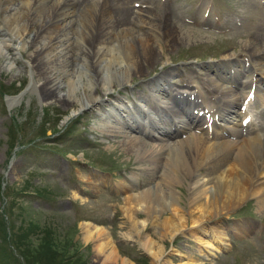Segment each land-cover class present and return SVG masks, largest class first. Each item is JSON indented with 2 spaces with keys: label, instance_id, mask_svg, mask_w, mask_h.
<instances>
[{
  "label": "rangeland",
  "instance_id": "rangeland-1",
  "mask_svg": "<svg viewBox=\"0 0 264 264\" xmlns=\"http://www.w3.org/2000/svg\"><path fill=\"white\" fill-rule=\"evenodd\" d=\"M8 1L10 4L7 5V0H0V264H48L51 254L66 264L79 259L82 264H108L94 249L96 239L90 241L84 237V223L104 227L116 247L119 260H126L127 264H264V212L258 210L256 198L247 199L232 211H222L217 217L206 215L207 235L197 234L201 241L191 234L194 228L189 221L174 236L156 227L162 225L163 217L170 216L168 211H160L155 217L146 211L132 214L142 229L137 235L132 227V217L121 210L127 197L121 184L131 187L128 192L135 195L152 186L147 180L149 176L140 173L150 166L151 159H142L136 152L121 146L127 136L123 134H138L131 132L125 123L132 124L133 117L144 121L139 106L155 116L149 105L158 98L171 102L173 97L183 96L199 101L201 105L192 108L193 104L189 113L191 108L198 110L204 106L212 110L219 94L209 95L204 88V85L206 88L211 86L208 80L211 75L217 79V74L208 67L220 62L227 64L229 60L223 59L228 55H236V60L231 61V73L235 64L240 68L247 65L239 50L243 45L248 48L253 44L247 43L250 37H253L252 42L264 37V0H156L154 4H127L133 14L141 17L140 22L130 21L127 27L143 30L150 36L155 33L151 31L150 23H160L153 43L155 61L142 67V77L131 76L127 84L116 82L124 76L115 74L116 79L107 83L111 86L108 95L101 94L95 87L99 81H95L96 84L92 81L93 85L87 71L77 63L71 62L72 68L67 66L73 69L70 71L60 65L65 62V57L70 59V53L79 55L83 50V29L87 24L75 12L81 10L87 0H72L71 6L60 9V12H70V17L58 20L59 27L52 26L50 34L30 42L28 26L41 24L47 12L41 10L36 16V12L31 14V10L24 8L26 14L20 17V22L25 23L26 31L21 41V38L2 31L7 28V14L19 2ZM136 9L147 12L136 13ZM70 18H76L74 24L66 27L64 32H58ZM167 34L174 36L169 46L165 43ZM100 44L95 43V51ZM36 49L41 52L45 66L59 65L55 73L63 82L62 94L69 89L63 86L68 77L75 76L83 97L80 101L86 103L83 102L86 97L82 87L86 84L98 95L97 103L80 106L79 102L60 104L53 99L42 100L33 87L38 85L30 57ZM92 61L98 66L96 56ZM165 70L170 72L166 81H162L167 90L158 92L156 78L161 79L159 75ZM248 75L246 72L245 77ZM217 80L218 84H223V80ZM242 91L243 88L237 90L239 95ZM257 91L264 102V86L259 90L256 88V94ZM147 94L152 100L147 101L149 105L144 102ZM202 94L207 100H203ZM115 129L122 135L113 137L111 131ZM194 130L190 128V131ZM155 141L157 139L149 137V143ZM133 175L147 180V184L140 187L136 181L123 180ZM180 190L183 203L187 190L183 187ZM186 212L189 211H184L188 216ZM216 226L223 228L227 245L221 246L209 235L211 227ZM241 229H244L243 233ZM17 234L25 235L23 239L28 242V247L40 254L28 252L30 263L12 246L10 238L14 239ZM145 234L156 240V246H161L160 259H154L142 245ZM214 247L221 250L216 251Z\"/></svg>",
  "mask_w": 264,
  "mask_h": 264
},
{
  "label": "bare ground",
  "instance_id": "bare-ground-1",
  "mask_svg": "<svg viewBox=\"0 0 264 264\" xmlns=\"http://www.w3.org/2000/svg\"><path fill=\"white\" fill-rule=\"evenodd\" d=\"M124 1L87 0L84 7L75 12V15H78L81 20L84 19L87 24L83 29V50L79 55L70 53V59L65 57V62L60 64L66 69H68V65H72L71 62L83 67L93 85L95 81H99L98 84L95 83L98 87L96 85L95 87L100 89L101 94L106 93L105 95H108L107 92L111 89L110 84L108 86L107 83L116 79L115 74L120 73L122 77L124 76L116 82L127 84L131 76L142 77L144 73L142 67H146L148 64L152 65L155 61L153 43L155 42V34L159 33L160 23H150L151 31L155 32H151V37L143 30L139 31V29L127 27L131 24L130 21H141L140 15L133 14L127 4L145 5L149 2L154 4L156 0ZM6 4H10V2L7 0ZM72 4V0H56V2L53 0H19L7 14V28L2 29V31L9 33L11 36L15 35L23 41L26 28H24L25 23L20 22V17H24L26 14L24 8L27 7V10H31V14L32 11L36 12V16L43 10L47 12L46 19L41 22L38 21L41 24L38 23L35 27L34 24L28 26L27 37L31 35L29 42L35 41L37 37L50 34L52 26L59 27L58 20L62 21L66 17H70V12H60V9ZM138 12L147 11L136 9V13ZM27 14L29 13L27 12ZM76 18H70L58 32H64L66 27L70 28ZM260 21L262 23V20ZM167 37L165 43L168 42L169 46L171 38L174 36L167 34ZM105 38H109V40H104ZM251 38L253 37L246 41L253 44L249 45L248 48L243 45L239 50L246 58L247 65L243 64L240 68L238 64H235L236 67L231 73L230 70L233 67L231 61L236 60V55H228L223 59V61L229 60L227 64L220 62L218 65L223 66L210 65L208 67V69H212L214 75L217 74V79L223 80V84H218V80L211 75L208 79L211 86L206 88L204 85L209 95L219 94V96L214 100L215 108L213 107L212 120L209 116V119H207L208 117L203 113L202 116L205 117V121H200L194 127L200 133L195 130L190 131L191 124L193 121H197L199 116L195 117L193 110H191V113L188 112L189 102L182 96L181 98L175 97L171 103L159 101L158 98L159 105L155 102L152 106L147 102L150 97L147 94L148 97L144 99V102L149 105L155 116L150 110L147 111L139 106L138 111L143 113L144 121H139L133 117L132 124L125 123L131 132L138 134H123L127 136L121 142V146L129 152H136L142 159H151V161L149 160L150 166L145 163L147 167L140 172L149 176L147 180L151 182V187L135 195L128 192L132 190L131 187L121 184L122 189L125 192L127 191V197L124 199L121 210L132 217H130L132 227L137 235L140 234L142 229L134 221L132 214L136 211H146L151 217H155L160 211H168L170 216L165 217V219L163 217L162 225L157 224L155 226L160 229L163 228V233L169 232L171 236H174L176 231L182 230L189 221L194 228L191 234L197 241H201L200 235H207L208 230L204 226L206 215L212 214L213 217H217L222 211L228 212L236 209L242 202L251 197L256 198L258 210L264 212V102L261 101L258 91L256 94L255 90L254 97L250 94L254 83L257 90L264 86V37L259 38L257 42H252ZM97 42H101V44L98 51H95V43ZM100 49L102 50L99 51ZM114 49H117L120 53L114 52ZM40 53L36 49L31 54L30 59L34 63L36 85H38L33 87L42 100L53 99L55 103L60 104L79 102L80 106L95 105L97 103L98 95L91 92L90 87L86 84L85 87L82 86L84 89L83 95L86 97L82 101H86V103L80 101L79 98L83 97L79 92L81 88L78 90L76 86L75 76L68 77L63 86H67L69 89L62 94L63 82H60V75L57 76L55 73L59 65L45 66V63L43 64L41 61ZM94 56L99 61L98 66L93 65L92 59ZM217 66V69L213 68ZM69 69L68 71H70ZM246 72L249 73L247 77H245ZM169 75L170 72L168 73L165 70L159 75L161 80L156 79L157 85L155 87L158 92H166L167 87L162 81H166ZM261 83L262 85H260ZM241 88H243L242 92L244 94L239 95L237 90ZM75 97H78V99L75 100ZM201 97H203V100H207L205 95L202 94ZM245 98V102L249 101V103L247 110L242 112L240 106L243 105ZM181 103L184 104L181 105ZM197 105L198 103L194 107ZM160 111H164L165 115L170 117V121L160 114ZM247 114L251 118H241ZM175 119V122L180 125L179 127L177 123L173 125L172 120ZM209 120L212 122L209 123ZM225 131L228 136L225 135ZM111 133L113 137L122 135L120 131L118 132V129L112 130ZM150 136L153 140L157 139V141L149 143ZM230 137L232 138L230 139ZM123 180L136 181L140 187H143L145 183L147 184V180L135 175L125 177ZM181 187L187 190V197L183 203H181L182 198L179 195ZM179 211H183L182 214H179ZM184 211H189V213L186 212L188 216L184 215ZM82 231L86 239L90 238V241L91 238L96 239L94 249L102 256L105 263L116 264L119 262L120 264H127L126 260H119L116 247L104 227L84 223L82 224ZM198 232L199 236L197 235ZM243 232L244 229H241V233ZM209 235L221 243V246L227 245L224 241L226 235L224 236L221 226L211 227ZM155 241L148 234L142 237L144 248L149 255L158 260L163 252L161 246H156ZM205 242L209 243V241ZM214 250L220 251L221 248L214 247Z\"/></svg>",
  "mask_w": 264,
  "mask_h": 264
},
{
  "label": "trees",
  "instance_id": "trees-1",
  "mask_svg": "<svg viewBox=\"0 0 264 264\" xmlns=\"http://www.w3.org/2000/svg\"><path fill=\"white\" fill-rule=\"evenodd\" d=\"M24 236L25 235L20 236L17 234L14 236V239H12V238H10V239H11V243H12V246L14 247V249H16L20 253V255L23 257V259L26 260V262H29V259H28L29 257L27 256V253L28 252L37 253V252L35 249L28 247L29 244L26 240L23 239ZM18 241H19V243H18ZM37 254L40 255L39 253H37ZM37 257L39 258V260L42 259L41 256H37ZM62 261L63 260H61V261L56 260V258L51 254V260L48 264H61L64 262V261L63 262ZM69 263L70 264H82L81 259H79L75 262H69ZM63 264H66V263H63Z\"/></svg>",
  "mask_w": 264,
  "mask_h": 264
}]
</instances>
